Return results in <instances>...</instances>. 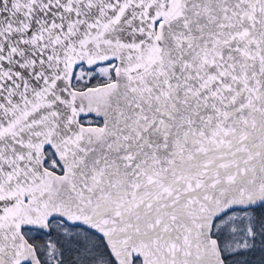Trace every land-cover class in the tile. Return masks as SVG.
<instances>
[{
    "label": "snow or ice",
    "instance_id": "6c2138e0",
    "mask_svg": "<svg viewBox=\"0 0 264 264\" xmlns=\"http://www.w3.org/2000/svg\"><path fill=\"white\" fill-rule=\"evenodd\" d=\"M0 264H264V0H0Z\"/></svg>",
    "mask_w": 264,
    "mask_h": 264
}]
</instances>
